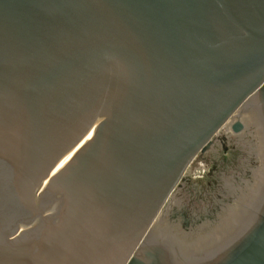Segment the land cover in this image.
<instances>
[{"label": "water", "instance_id": "water-1", "mask_svg": "<svg viewBox=\"0 0 264 264\" xmlns=\"http://www.w3.org/2000/svg\"><path fill=\"white\" fill-rule=\"evenodd\" d=\"M226 127L257 173L179 227ZM0 264H264V0H0Z\"/></svg>", "mask_w": 264, "mask_h": 264}, {"label": "rangeland", "instance_id": "rangeland-1", "mask_svg": "<svg viewBox=\"0 0 264 264\" xmlns=\"http://www.w3.org/2000/svg\"><path fill=\"white\" fill-rule=\"evenodd\" d=\"M226 128L219 133L226 140L222 142L218 135L211 148L202 154L207 158L208 168L197 177L184 176L174 191L166 210L168 221L179 227H195L213 220L219 206L249 184L251 170L253 173L258 160L249 151L250 147L238 140L240 135L231 134Z\"/></svg>", "mask_w": 264, "mask_h": 264}, {"label": "bare ground", "instance_id": "bare-ground-1", "mask_svg": "<svg viewBox=\"0 0 264 264\" xmlns=\"http://www.w3.org/2000/svg\"><path fill=\"white\" fill-rule=\"evenodd\" d=\"M227 129H229V127L226 128L225 131H227ZM229 132V131H228ZM230 133V132H229ZM221 134V133H220ZM232 134V133H231ZM226 135V134H225ZM220 136V135H219ZM229 136V135H228ZM234 136V135H233ZM235 138V136H234ZM237 138V137H236ZM231 139V138H229ZM217 140V139H216ZM232 140V139H231ZM237 140V139H236ZM238 140L241 142V144L243 145H247L250 147V152L252 154L255 155L256 159L255 160H260V146H259V142H258V138L257 135L254 132H246L244 134H240V136H238ZM216 144V142H215ZM249 144V145H248ZM212 146V145H211ZM211 148V147H210ZM208 151V150H207ZM251 154V155H252ZM206 156H202L199 155L190 166H188L184 176H190L192 178L197 177L199 175H202V173L208 168L207 164H205L206 161ZM257 162V161H256ZM257 166L258 164L253 168V176H255V174L257 173ZM252 171V170H251ZM245 186L248 187V185L246 184ZM244 186V189L246 188ZM243 189V190H244ZM174 196V195H173ZM225 210H223L220 214L224 216ZM224 213V214H223ZM226 215V214H225ZM205 220V218L203 219ZM210 220V219H209ZM180 222V221H179ZM182 222V221H181ZM202 223V222H201ZM200 224V223H199Z\"/></svg>", "mask_w": 264, "mask_h": 264}]
</instances>
